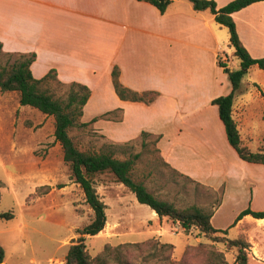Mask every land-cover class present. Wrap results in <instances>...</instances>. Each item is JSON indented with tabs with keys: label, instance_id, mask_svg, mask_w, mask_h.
<instances>
[{
	"label": "crops",
	"instance_id": "1",
	"mask_svg": "<svg viewBox=\"0 0 264 264\" xmlns=\"http://www.w3.org/2000/svg\"><path fill=\"white\" fill-rule=\"evenodd\" d=\"M214 1L218 8L230 0ZM231 16L249 54L254 58L263 56L264 38L259 39L252 31L257 22L264 24V0ZM239 21H243L244 29H239ZM224 29L209 10H195L189 0H172L163 13L141 0H0L3 51L34 53L30 69L36 78L55 69L61 82L86 85L90 96L83 112L97 93L95 89L104 87V94L113 98L115 105L104 110L103 115L114 109L120 111L117 124L123 140H128L126 136L132 130L161 135L157 146L164 161L178 170L186 163L195 164L205 178L201 179L204 183L191 172L181 171L201 185L214 191L220 189L221 198L230 186L252 188L248 171L259 164L239 158L226 139L219 116L216 119L217 106L211 103L213 98L231 90L226 71L217 64L218 57L222 56L230 69L239 67L230 63L233 52L230 55L224 49L228 40ZM114 65L120 69L123 85L139 92L155 90L158 96L148 104L119 99L111 82ZM236 98L235 93L233 108L238 104ZM240 98L241 109H232V117L241 141L251 149L255 138L264 133V112L253 109L249 96L243 94ZM260 103L264 104L262 99L258 100ZM167 123L175 124L172 131L181 133L183 140L168 142L163 151L160 144L168 134L159 127ZM190 129L193 139L187 137ZM40 131L37 141L54 142L47 149V160L54 150L63 160L54 135L47 137L43 129ZM23 141L22 137L15 141L18 149L24 146ZM152 215L157 216L154 211ZM251 221H256L258 227L264 225V218L247 214L234 226Z\"/></svg>",
	"mask_w": 264,
	"mask_h": 264
},
{
	"label": "rangeland",
	"instance_id": "2",
	"mask_svg": "<svg viewBox=\"0 0 264 264\" xmlns=\"http://www.w3.org/2000/svg\"><path fill=\"white\" fill-rule=\"evenodd\" d=\"M242 22L238 23L239 29H244ZM252 32L259 39L264 38V24L257 22ZM229 46L227 40L224 49L231 55ZM219 59L225 61L222 56ZM7 61L8 57L0 54V63ZM230 63L238 67L239 60L230 56ZM48 88L56 97L63 96L66 90L54 81H50ZM95 90L97 93L79 118L80 122L88 123L74 126L69 131L76 147L94 152L112 149L120 158L130 152L139 153L133 170L135 180L142 181L155 196L176 207L197 205L211 211L213 227L227 229L225 234L218 232L216 235L244 238L249 243V264H264V233L261 232L264 225L258 227L256 221L238 227L231 225L237 213L248 206L264 211V166L255 164L248 171L254 184L252 188L230 186L227 195L221 198L220 189L214 191L195 181L204 183L201 179H205L195 164L189 162L179 166V169L191 172L195 177L192 179L164 161L157 146L161 135L144 136L146 145H142V136L132 130L126 136L128 140H123L117 124L120 111L114 109L103 115L104 110L115 105V100L104 94V87ZM261 93H264V69L253 65L241 79L236 92L238 104L232 109L235 112L241 109L240 97L244 94L254 102V110L264 112V104H258V100L264 102ZM49 116L19 105L16 91L0 90V212L12 214L11 218H0V245L4 249L0 264H64L68 246L79 236L78 229L93 216L80 187L71 179L68 166L59 159L57 151L54 150L52 158L47 160V149L54 142L37 141L41 129L47 137L53 135L54 120ZM93 117L96 120L91 122ZM173 125L167 123L159 127L168 134L160 144L163 151L168 142L181 143L183 140L181 133L177 135L172 131ZM188 132L187 137L193 139V130ZM21 137L24 146L18 149L15 141ZM122 142L127 144L119 150L111 146V143ZM251 150L264 151V133L255 138ZM93 185L106 205V222L98 234L85 235L91 257L105 256L108 264H236L235 247L213 241L194 228L185 231L166 217H153L152 210L140 204L111 173L96 174Z\"/></svg>",
	"mask_w": 264,
	"mask_h": 264
},
{
	"label": "trees",
	"instance_id": "3",
	"mask_svg": "<svg viewBox=\"0 0 264 264\" xmlns=\"http://www.w3.org/2000/svg\"><path fill=\"white\" fill-rule=\"evenodd\" d=\"M154 5L160 13H163L172 0H141ZM195 10H209L214 15V20L227 28L228 43L233 49V56L239 60V67L230 69L219 57L217 64L226 71L231 84V90L225 95H220L211 100L217 106L219 119L221 120L226 139L236 151L239 158L248 163L264 164V151H252L241 141L236 121L232 117V106L234 95L240 88L241 79L249 67L256 65L264 69V55L252 57L240 41L235 22L231 14L261 0H230L221 7H216L214 0H189ZM0 54L7 56L8 61L0 63V90L16 91L18 93V103L22 106H30L39 110L45 115H50L54 120L53 135L62 149V159L67 164L69 175L73 182L80 187L84 201L93 211L91 220L78 229L79 236L67 249L64 264H108L106 257L100 254L91 257L87 250L85 235H96L104 227L106 222V205L100 199L94 187V177L96 174L109 172L115 180L126 186L135 196L140 204L147 205L156 213L159 218L166 217L173 223L179 224L185 231L191 228L198 230L201 234L213 241L226 242L229 246L237 249L236 264H249L247 249L249 243L244 238H226L218 236L216 233H226L227 229H216L211 224L212 212L197 206L176 207L172 202L155 196L147 189L142 181H137L133 177L135 162L139 153H129L127 156L117 157L112 149L100 151H83L76 147L69 131L72 127L84 126L88 122H80L79 118L83 114V107L90 96V89L81 83L72 81L61 82L55 69H50L40 78L33 76L30 65L34 60V53L5 52L1 48ZM13 58V59H11ZM120 69L114 65L111 70V82L115 94L121 100L142 101L151 103L157 96L155 90L136 91L123 85L119 79ZM54 81L60 86H65L63 96L56 97L48 85ZM264 99V93H261ZM96 120L91 118V122ZM141 144L146 145L144 136L149 135L141 131ZM126 142L111 143L116 150L126 145ZM251 215L253 218H264V211L252 210L249 206L242 209L231 225H234L244 215ZM12 214L7 211L0 212V218H11ZM230 225V226H231ZM119 262L122 259L115 256ZM4 258V249L0 245V263ZM124 262V260H123Z\"/></svg>",
	"mask_w": 264,
	"mask_h": 264
},
{
	"label": "bare ground",
	"instance_id": "4",
	"mask_svg": "<svg viewBox=\"0 0 264 264\" xmlns=\"http://www.w3.org/2000/svg\"><path fill=\"white\" fill-rule=\"evenodd\" d=\"M214 134L217 135V132L215 131ZM216 137H218V135H217ZM216 139H217V138H216ZM220 142H221V141H220ZM222 145H223V143H222ZM223 146H224V145H223ZM224 148H226V147H224ZM227 151H228V150H227Z\"/></svg>",
	"mask_w": 264,
	"mask_h": 264
}]
</instances>
